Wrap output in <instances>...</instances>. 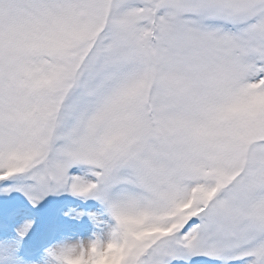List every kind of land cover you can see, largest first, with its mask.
Listing matches in <instances>:
<instances>
[{
	"label": "snow or ice",
	"instance_id": "6c2138e0",
	"mask_svg": "<svg viewBox=\"0 0 264 264\" xmlns=\"http://www.w3.org/2000/svg\"><path fill=\"white\" fill-rule=\"evenodd\" d=\"M0 264H264V0H0Z\"/></svg>",
	"mask_w": 264,
	"mask_h": 264
}]
</instances>
